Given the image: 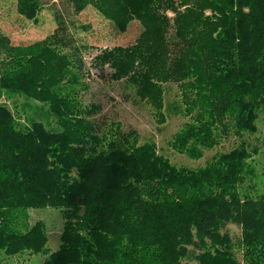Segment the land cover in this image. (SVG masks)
<instances>
[{
	"label": "trees",
	"instance_id": "obj_1",
	"mask_svg": "<svg viewBox=\"0 0 264 264\" xmlns=\"http://www.w3.org/2000/svg\"><path fill=\"white\" fill-rule=\"evenodd\" d=\"M73 3L74 14L91 5L120 32L141 24L135 45L102 52L95 66L127 78L162 121L166 86L178 87L172 107L191 122L171 147L192 160L214 154L196 169L177 167L136 131L92 122L79 96L89 90L85 48L67 12L27 47L0 32V86L48 103L57 127L21 128L0 107V252L49 254L44 224L28 226L23 211L52 208L65 223L43 264H264V194L252 167L264 115V0ZM39 5L19 0L18 11Z\"/></svg>",
	"mask_w": 264,
	"mask_h": 264
},
{
	"label": "rangeland",
	"instance_id": "obj_2",
	"mask_svg": "<svg viewBox=\"0 0 264 264\" xmlns=\"http://www.w3.org/2000/svg\"><path fill=\"white\" fill-rule=\"evenodd\" d=\"M39 8L22 14L18 11L19 0H0V32L8 36L16 47H27L45 40L56 29L55 14L67 12L72 19L71 31L77 44L85 48L84 59L89 69V78L85 80L89 90L81 92L80 100L91 112V120L104 130L122 132L136 131L140 144L153 142L158 154L167 158L177 167L196 169L204 166L205 161L214 153H206L200 160H192L187 155L178 153L170 145L174 134L183 124L191 122L188 117L177 114L172 105L181 102L180 91L174 85L166 86L165 107L162 110L164 121L149 102L141 100L137 87L127 78L114 80L115 70L109 64L95 66V58L104 51L112 52L116 48H128L135 45L143 29L137 20H133L125 32L118 31L114 24L105 19L93 6L74 14L73 0H39ZM168 17L173 14L168 12ZM0 107H6L13 114L21 128L29 127L31 121L41 122L48 129L56 130L49 104L33 99L26 94L11 92L0 86ZM258 132L255 135L260 143V153L254 157L257 171L255 190L258 195L264 194V115L257 121ZM99 134H104L100 132ZM99 136V135H98ZM101 136V135H100ZM99 138L101 139V137ZM221 150V149H220ZM250 180V179H249ZM248 180V181H249ZM254 180V179H253ZM252 180V181H253ZM257 195V194H256ZM25 222L28 226L42 222L45 226L49 254L55 252L60 244V237L65 223L62 209H28ZM228 229L236 236L240 229L229 225ZM49 254H32L28 251L8 256L0 252V264H43ZM188 264H195L189 262Z\"/></svg>",
	"mask_w": 264,
	"mask_h": 264
}]
</instances>
